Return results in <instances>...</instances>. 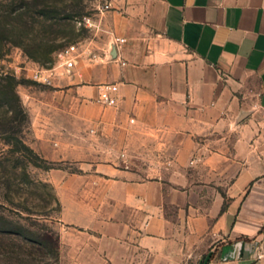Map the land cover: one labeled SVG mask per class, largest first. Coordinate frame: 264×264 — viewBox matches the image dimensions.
I'll return each mask as SVG.
<instances>
[{"label":"crops","instance_id":"1","mask_svg":"<svg viewBox=\"0 0 264 264\" xmlns=\"http://www.w3.org/2000/svg\"><path fill=\"white\" fill-rule=\"evenodd\" d=\"M111 1L67 90L122 154L153 158L85 174V214L157 264H264V0Z\"/></svg>","mask_w":264,"mask_h":264},{"label":"rangeland","instance_id":"2","mask_svg":"<svg viewBox=\"0 0 264 264\" xmlns=\"http://www.w3.org/2000/svg\"><path fill=\"white\" fill-rule=\"evenodd\" d=\"M2 14L0 77L9 74L20 82L16 90L26 117L10 118L0 102V264L159 263L107 241L101 219L91 222L83 208L82 178L98 164H126L128 158L142 167L153 158L122 154L114 132L103 134L86 121L68 93L76 67H61L59 53L105 38L100 0H0V21ZM39 70L52 74V82L39 81ZM16 137L61 168L36 166L35 158L15 145Z\"/></svg>","mask_w":264,"mask_h":264},{"label":"trees","instance_id":"3","mask_svg":"<svg viewBox=\"0 0 264 264\" xmlns=\"http://www.w3.org/2000/svg\"><path fill=\"white\" fill-rule=\"evenodd\" d=\"M41 13L42 16H46V11L43 10ZM1 18L2 20L0 21V34L6 29L5 14H2ZM19 83L20 82L14 76L9 74L7 76L0 77V102H2V104L6 106V114L10 115V118L16 117L20 114H23L24 117H26L25 110L21 105L20 98L16 90ZM15 145L18 148L23 149L24 152L32 155L35 158H33L34 160L32 162L36 166L43 167L46 170L61 168L57 166H51L55 165V163L39 155L33 148L27 145L22 138L16 137Z\"/></svg>","mask_w":264,"mask_h":264},{"label":"built area","instance_id":"4","mask_svg":"<svg viewBox=\"0 0 264 264\" xmlns=\"http://www.w3.org/2000/svg\"><path fill=\"white\" fill-rule=\"evenodd\" d=\"M112 9L111 0H100V10L102 12ZM116 42H125L124 38H117ZM82 49L79 44H71L59 53V65L68 71L73 70L81 57ZM35 77L44 83L52 82V74H46L43 70L35 73ZM119 87L116 83H105L99 86L98 101L105 105H116L118 102L117 93Z\"/></svg>","mask_w":264,"mask_h":264}]
</instances>
